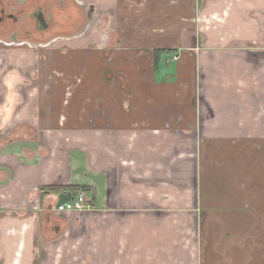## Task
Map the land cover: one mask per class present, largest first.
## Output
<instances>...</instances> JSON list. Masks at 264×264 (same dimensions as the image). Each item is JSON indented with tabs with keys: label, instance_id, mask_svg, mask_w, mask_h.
<instances>
[{
	"label": "crops",
	"instance_id": "0c3cea01",
	"mask_svg": "<svg viewBox=\"0 0 264 264\" xmlns=\"http://www.w3.org/2000/svg\"><path fill=\"white\" fill-rule=\"evenodd\" d=\"M53 1L50 16L47 0H17L15 12L5 4L12 22L20 20L22 34L9 33L8 23L0 27V264H264L260 211L252 226L240 211L231 210L230 226H222L217 214L208 216L210 226H203L200 243L185 226L179 211H184L183 187L192 184L194 163L184 157V141L175 134L187 129L218 133L215 139L221 142L224 133L232 154L245 153L264 170V0ZM109 17L116 18L115 25L106 22ZM4 22L0 19L1 26ZM29 22L31 27L24 28ZM173 23L179 29L164 34ZM79 24L83 27L76 32ZM158 28L160 38L152 35ZM125 30L135 43L128 56L145 52L139 57L150 60L148 49L133 53L143 41H149L152 52H179L176 80L149 83L147 101H112L98 92V100H105L98 107L108 110L107 117L97 113L94 131L87 125L91 106L68 97L76 93L69 77L83 72L79 59L85 64L94 54L96 64L105 66L104 52L119 44ZM61 40L67 45L55 44ZM198 71L205 75L207 105L194 83L179 82L180 76ZM93 79L101 78L86 72L78 89H91ZM152 89L163 92L153 97ZM119 90L118 85L112 95ZM233 137H239L240 146H234ZM50 185H87L91 223L80 216L82 210L60 212L70 224L64 231L78 224H72L70 214L79 215L82 245L73 257L37 260L36 215L39 210L57 213L56 206L73 197L62 188L42 194ZM220 234L226 238L218 245ZM171 249L172 257H166Z\"/></svg>",
	"mask_w": 264,
	"mask_h": 264
},
{
	"label": "rangeland",
	"instance_id": "374dc122",
	"mask_svg": "<svg viewBox=\"0 0 264 264\" xmlns=\"http://www.w3.org/2000/svg\"><path fill=\"white\" fill-rule=\"evenodd\" d=\"M0 1H3L4 4L9 6L8 8L9 12L16 11V7L18 3L17 0H0ZM152 1L154 3L156 0H152ZM169 1L171 2L172 0ZM56 4L57 2H54L53 0H47V4L45 5L47 8L46 14L48 16L51 15V11ZM170 5L172 4L170 3ZM190 5L192 8L191 3H189V7ZM78 10L80 11V9ZM115 19H116L115 17H109L108 19H106V22L108 20L109 24L113 23L115 25L116 23ZM94 21H97V19L94 18ZM14 22H12V18L8 17L7 13H5V22H4L5 25L2 26L0 25V27H5L6 23H8L9 28H7V30L9 33L12 34V32H14L13 34H17V33L22 34L23 27L20 24L18 25L20 20ZM30 22L27 25H25L24 28L31 27ZM190 22L191 19L183 23L186 24ZM12 23H14V26ZM96 26L97 24L94 22V27ZM82 27L83 26L79 24L77 27L78 31L76 32H79L82 29ZM175 29L178 30L179 27L175 26V24L173 23V26L169 27L168 31H166L164 34L170 32H176ZM156 30L157 31L152 33V35L154 37L161 36L160 35L161 33H159L160 29L158 28ZM102 31L103 30H100V32ZM90 33H94L92 28L90 29ZM0 35L2 34L0 33ZM131 35L133 34L130 31H126V30L125 33H121L119 35V37H121V41L119 42V44L118 43L113 44L116 47L114 49L111 48V51L108 54L106 52H104V54L102 53L103 48L105 46L103 43H99L100 45L98 46L100 47L99 54L102 53L104 55L103 63L105 66L101 67L96 64L97 57L96 54H94L92 55L93 57L91 58V60L88 59V63L82 64L81 63L82 61L79 59L78 63L84 66L81 68L83 72L81 74L74 73L71 75L72 78L69 77V80L72 79V83L74 85L73 92L76 91L74 96L77 95V98L75 99L72 94H71L72 96L68 94V97L73 100L72 102H78L81 104L83 103L82 101H84L88 103L89 106H91L88 108L89 122H87V125L90 126V128L94 131L96 128V122L94 120L95 117L97 116V113L99 115L104 114V116L107 117V110H108L106 106L98 107L97 103L99 101L101 103L104 102L105 105L104 99L101 98L98 100L99 98L98 92H100L99 94H101L102 91H104V94L107 93L105 98L111 99L112 101L113 100L115 101L116 98H120V99L132 98V99H141L142 101L145 100L147 101V99H151L150 94H148L150 92V87L148 85L149 83L158 82V81L169 82L176 80L173 67H174V63L176 61H180L181 59L180 54L178 52L181 49L177 50L178 53H176L175 50V52L163 54L160 58L158 65L154 66L153 58H152V53H153L152 46H146L149 43V41H143L142 42L143 44L141 43L137 44L138 47L136 46L137 49L133 51V53L137 54L138 51L148 49L147 52L151 53L150 60L146 56L139 57L143 53L145 54V52H142V54L138 53V55H134V56L133 55L128 56L129 51H131L130 46L135 45V43L132 42V38H130ZM152 35L151 38L153 37ZM71 42L74 41L72 40ZM55 44L67 45V43L63 42V40ZM96 47L97 46H95L94 44V49L97 50ZM197 47H199L200 49L202 47L204 48L205 43L204 42L199 43ZM75 50H77V48L75 49L74 47L72 51L75 52ZM102 54L101 56H103ZM86 72H95L96 75H98L99 78L101 79L97 81L93 79L92 82L95 83L96 85H94V87H91V89L88 88L78 89L80 85H83L82 83L86 82L84 80ZM63 75L65 74L63 73L58 76L60 78L63 77ZM204 76L205 75H203L201 71H198L196 74H193L191 72L180 76L181 80L178 81L186 84L189 82L192 84L194 83L196 89H198L199 91V94L201 92L200 98L202 105L203 104L207 105V101L205 100L206 95L204 92L205 86L203 83L205 82ZM118 85L120 86V90L115 96H113L112 92L118 88ZM152 90H153L152 91L153 97L154 95L157 94L161 95V92H163V90H154V89ZM69 92L72 93V90H69ZM93 94L94 96H92ZM180 99L182 102H184V99L182 97H180ZM93 102L94 105L92 106L91 103ZM128 102L130 101L127 100L126 103ZM83 105L88 106L86 104ZM127 107H125V109H129ZM167 124L170 125V127L172 128V124L170 122H168ZM191 125L194 126V124ZM175 134L177 138L179 137L181 140L184 141V145H185L184 157H186V159H190L191 163L192 162L194 163V165L191 166V169L193 171L191 177L192 184L188 185L186 183L183 187L184 211H179L180 215L182 214L185 218V223H184L185 226L186 227L190 226L192 228L193 230L192 236L194 237V239L196 241L198 240L200 243L203 226L205 227L210 224L208 216H210L211 219L212 215L217 214V216L222 221L221 223L222 226L223 225L230 226L232 224L231 222L232 219L230 217L232 215L231 210L236 212L237 211L244 212L247 215H249V218L247 219L248 220L247 224L252 226L253 221L256 220L255 219L256 213L258 212L260 214L261 212L264 214V186H263L264 170L261 168V166H259L256 161L254 163H252V161H249V157H247L245 153L232 154L229 150L228 143H226L224 139L223 136L224 133H221L222 134L221 136L223 137L221 142H219L218 139L219 137L215 139L216 136H219L218 133H190V130L187 129L184 135H182L181 133H175ZM232 141L237 142L236 144H234V146L241 145L239 137H233ZM189 153L192 154L190 155ZM258 177L261 183L257 184ZM212 181L214 182V184H210V182ZM85 199H86L84 204L85 206L82 209V214L80 216L84 218V221L91 223L88 220L90 216L86 212L88 211V209L92 208L91 207L92 205L90 204V198L86 196ZM225 210H229L227 218L224 213ZM191 215H192V219H190L189 217ZM36 217H37V225H38L37 226L38 229L36 233L38 237L37 244H38V252H40L36 256L37 260H39V258L41 260L44 258H50L52 256L61 258L67 256V254L70 253H71V257L76 255L77 248L82 245V242H80V239L82 237L81 235L85 234L84 233L85 229L84 231L80 229L81 225L79 223L80 222L79 215L70 214L72 224L74 225L76 223L78 224L76 227L74 226L73 228H69L67 231L64 230L67 229L68 226H70V224L68 225V223H66L67 220L60 217L59 214L55 213V211L51 213L46 211L40 212L39 210ZM55 226H57L56 230H55ZM62 226L64 229H62ZM58 236H62L60 240L61 242L59 241L58 243H54V240L53 242L50 241ZM225 238H226L225 235L220 234L217 240L214 239L215 244L219 245L220 241L222 240L225 241ZM67 240L69 241L67 242ZM242 240L244 241V239ZM242 240H239V242H241ZM46 241L52 243L48 246L47 244L49 243L46 244ZM64 241H66V243H62ZM72 241L74 243H72ZM250 241L252 242L256 241L255 236H253V238L251 237ZM64 245L65 248H63ZM68 245H69V249L67 247ZM199 248L200 245L195 251L198 255L200 253ZM219 249L221 250V248L215 249L217 251L216 253L220 251ZM254 250L247 251L248 255L250 256L251 253H255ZM222 251L223 252L220 254L224 253V249H222ZM193 252H194L193 250H190L191 254ZM157 257L158 255L155 258L149 257L147 259L149 261H152V258L157 259ZM166 257H172V249L168 250ZM152 262L153 264H159V262H154V261Z\"/></svg>",
	"mask_w": 264,
	"mask_h": 264
},
{
	"label": "trees",
	"instance_id": "16d2710c",
	"mask_svg": "<svg viewBox=\"0 0 264 264\" xmlns=\"http://www.w3.org/2000/svg\"><path fill=\"white\" fill-rule=\"evenodd\" d=\"M170 53L169 49H154L153 51V61H154V65H158L160 58L163 54H167ZM65 189L68 193L76 195L80 192H85L88 190V186L87 185H67L65 187H59V186H55V185H50L47 186L46 191L44 188H42V194L48 193V192H53V191H59L60 189Z\"/></svg>",
	"mask_w": 264,
	"mask_h": 264
},
{
	"label": "built area",
	"instance_id": "2783aa9c",
	"mask_svg": "<svg viewBox=\"0 0 264 264\" xmlns=\"http://www.w3.org/2000/svg\"><path fill=\"white\" fill-rule=\"evenodd\" d=\"M86 195L84 192H80L76 195H73L72 198L59 203L56 206V212L59 214L60 212L65 211H81L84 208Z\"/></svg>",
	"mask_w": 264,
	"mask_h": 264
},
{
	"label": "flooded vegetation",
	"instance_id": "af4514ba",
	"mask_svg": "<svg viewBox=\"0 0 264 264\" xmlns=\"http://www.w3.org/2000/svg\"><path fill=\"white\" fill-rule=\"evenodd\" d=\"M5 10H6V6H5V4H3L2 1H0V19H4V18H5V17H4V15H5ZM37 12H40V11H37V10H36V11L33 12V14L35 15V13H37ZM7 16L10 17L8 13H7ZM14 21H16V19H15ZM45 28H47V26H46ZM48 29H50V28H48ZM48 29H47V30H48Z\"/></svg>",
	"mask_w": 264,
	"mask_h": 264
}]
</instances>
